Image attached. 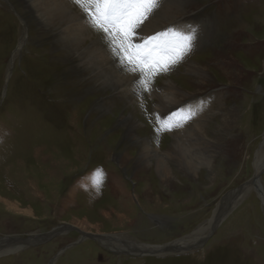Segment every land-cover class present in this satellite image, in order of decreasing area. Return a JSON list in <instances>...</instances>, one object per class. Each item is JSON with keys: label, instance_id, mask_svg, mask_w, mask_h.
<instances>
[{"label": "rangeland", "instance_id": "obj_1", "mask_svg": "<svg viewBox=\"0 0 264 264\" xmlns=\"http://www.w3.org/2000/svg\"><path fill=\"white\" fill-rule=\"evenodd\" d=\"M54 1L57 14L69 16L61 27L75 24L72 10L84 19L70 0ZM178 2L163 0L157 12ZM189 3L174 9L177 18L160 29L190 31L191 25L196 29L192 50L169 71L153 76L145 89L138 71L125 70L114 59L120 70L116 79L115 64L111 71L103 50V59L95 61L98 47L108 51L103 32L75 25L67 42L29 0H0V264H264L259 194L253 190L238 203L234 195L226 198L254 176L256 151L264 155V0ZM24 30L25 43L17 53ZM144 30L143 25L138 29L141 37ZM168 81L175 89L165 86ZM160 90L174 93L177 101L155 107L153 97ZM180 93L191 95L180 99ZM197 103L232 111L231 123L219 133L213 175L199 166L193 176L175 156L164 182L155 166L138 161L140 146L147 141L170 150L167 136L177 132L178 114ZM260 184L264 192V171ZM3 201L16 203L19 212ZM233 204L198 246L215 214ZM121 213L123 220L116 218ZM81 224L85 234H116L131 245L191 239L188 246L199 248L162 256L121 251L114 243L82 241L76 230L64 229ZM56 228L61 233L44 243L6 252L14 247L13 238Z\"/></svg>", "mask_w": 264, "mask_h": 264}, {"label": "bare ground", "instance_id": "obj_2", "mask_svg": "<svg viewBox=\"0 0 264 264\" xmlns=\"http://www.w3.org/2000/svg\"><path fill=\"white\" fill-rule=\"evenodd\" d=\"M29 1L38 7L37 10H38L39 14L46 13V23L49 24L50 27H52L56 30L61 29L59 34H60V37L63 38L65 41L69 42L70 34L76 31L75 25L77 26V28H79L81 30L88 31V27H89L88 24H86L84 22V19H82L73 10H72V15H73V18L75 20V24L66 23L65 26L61 27V24L65 21V18H69V16L67 14H64V13L57 14L58 7H57V3L54 0H52L48 4L43 3V0H29ZM191 1L192 0H179L178 3L170 4L168 6V10L166 12H162V11L157 12L156 11L149 18V20L146 21L145 24L143 25L145 30L141 32L142 37L151 36V35H153V33L157 32V31L161 32V29H160L161 27L170 23L172 20L177 18V16L179 15V12L174 11V9L184 8L185 6L189 5L190 4L189 2H191ZM62 8L65 12L68 10V8L65 7V5ZM164 13H167V14L164 15ZM185 14H186V11H185L184 15ZM177 29H182L184 31V33H186V34L189 33L188 28L177 27ZM25 30H26V27H25ZM25 30L20 37L19 46H18L17 51H16L17 53H20L21 48L23 47V45L25 43V39H26L25 38L26 37ZM209 31H211V30H209ZM210 33H213V32H210ZM212 36H213V34H212ZM62 44L64 45L65 50L68 53V49H67L66 45L64 43H62ZM93 44H96V43H94V41H93ZM97 50H98L97 56H96L97 58H95V61H98V59L102 60L106 54L107 58H108V62L111 63L108 65V67L112 71L113 64H115L116 61L112 58V55L110 54V52L107 51L106 49H104L102 46L98 47ZM100 50H103L105 52V54L103 51H100ZM220 54H223V51H220ZM114 67L116 70L112 71V72H116V74H113V75L116 77V79L120 78V74H119L120 70L117 68L116 64ZM194 69H195L196 73H197V71L200 70L199 68H196V67ZM225 72L228 73L230 76V72H228L227 70ZM198 74H199V76H203L204 73L198 72ZM165 86L175 89L169 81H168V83L165 84ZM111 89H115V86H112ZM112 93H115V92H112ZM159 93H160V96L154 95V97H153V98L158 99V102L155 105V107H157L159 109H163L165 106L173 103L174 101H177V99L175 100V94L174 93L164 92L163 90H160ZM187 94H189V93H187ZM190 95L191 94H189V95L181 94L180 99H182L183 97H186V96H190ZM180 99H178V100H180ZM137 106H138V108L141 109V104H138ZM225 107H226L225 105L224 106L222 105L221 108L214 110V109H208V107H206V106L203 107L199 103L195 104V106H194V104L193 105L192 104L187 105L183 111H181L180 113L178 112L179 113L178 117H177L178 121L176 124L177 132L175 134H168V136H167L170 139V142H169V145H170L169 149L170 150H168L167 152H164L162 150H159V148L157 149V148L149 145L148 142L145 141V146H140V150H142L143 153H140L138 155V161L141 164L145 163L147 165V163H148L149 165L151 164V165L155 166L154 168H155V172L157 174V177L164 182L168 181L167 179L170 176L169 163L173 162L172 160H174L173 158H175V156H178V159L180 158V160L183 161V164L186 166L185 169L187 171H192L191 174L193 176L197 173V170H198L197 167H199V166H205V168H206L205 170L207 171V173L209 175H213V170L215 167L213 165V162H214V159H216L219 155V151H220L219 145L222 143L220 141L221 137H220L219 133L223 128H226L228 123H231V122H229V120H230V116H231L232 111L230 112V110L229 109L227 110ZM98 109H101V111H103V109H106V108H102L100 106V107H98ZM233 110H234V108H233ZM130 122H131V124L133 123L132 121H130ZM144 139L145 138H140V136L138 138L139 141H143ZM261 144H264V133H263L262 138H261ZM197 146H200V149H196ZM206 150H209L210 154H207ZM36 158L37 159L39 158L37 156V154H36ZM253 165H254L253 166L254 167V176L248 182H246L245 184L240 186L238 189H236L235 191H232L226 198H228L230 195H234V196H236L235 203H238L246 195H248L251 191L254 190L257 194H259L261 201L264 203V192L262 191V186L260 184V175L264 171V155H262V153L260 151H258V153L256 151V155L254 158V164ZM41 166H43V165H41ZM49 173H51V172H49ZM145 187H147V186H145ZM3 203L11 210H14V211L19 210L18 208L15 207L16 203L11 204V203H8L5 201H3ZM117 206L122 207V205H117ZM234 206H235V204L224 205V207L220 210V212L215 214V216L212 218V221L210 223L208 230H206L207 233L205 235H202L203 237L201 238V240L202 239L203 240L199 241L200 243H198V246L200 244H202L203 241L205 240V238L212 232L213 227L215 226L214 224L218 223V220L221 218V215H225ZM123 209H127V208L123 207ZM123 209H121V210H123ZM22 211H25V210H22ZM25 213H28V212L25 211ZM121 217H123L122 213L120 216H117L116 218L123 220V218H121ZM126 219H128V218H126ZM84 224H86V223H84ZM84 224H81L79 227L77 226V228L72 227L73 225L72 226L67 225L66 227H64V229L67 230V228L68 229L76 228L79 232L85 233L84 231L80 230L81 228H86ZM197 234H199V233H197ZM115 235L116 234L102 235L101 237L99 235H97V236H99L100 241H102L103 243L106 242L111 246H112V243H114L113 246L116 249L119 248L118 250H121V251L122 250H125V251L132 250V253L140 252V254H142V255L151 253L154 255L162 256V255L169 254V253H186V252H189V250L194 251V250H197L199 248L197 246H188L189 243H187V241H190L191 239L190 240L182 239V240H180V241L178 240L176 242L172 241L173 243H171V244H166V245H162V246H158V247H156V246L155 247H152V246L147 247L146 245L141 247V246L131 245V244H129L130 242L126 241L124 238H116ZM1 239L4 241L11 240V239H6V238H1ZM12 242H15V241H12ZM0 244H1V242H0ZM3 245L4 244H2V246ZM23 247L24 246L22 244H20V243L18 244L17 242H15L14 247L7 248L8 250L6 252L12 253V252H15L19 249H22ZM2 248H4V246ZM200 248H202V247H200ZM113 250H115V249L113 248ZM0 252H2L1 249H0Z\"/></svg>", "mask_w": 264, "mask_h": 264}, {"label": "snow or ice", "instance_id": "obj_3", "mask_svg": "<svg viewBox=\"0 0 264 264\" xmlns=\"http://www.w3.org/2000/svg\"><path fill=\"white\" fill-rule=\"evenodd\" d=\"M84 13V22L103 32L112 58L133 73L143 77L139 84L147 88L148 81L159 72H166L182 60L193 48L196 29L189 25L141 37L138 29L161 7L162 0H70ZM141 39L142 43H134ZM127 62L126 64L124 62ZM171 131V127H167Z\"/></svg>", "mask_w": 264, "mask_h": 264}, {"label": "water", "instance_id": "obj_4", "mask_svg": "<svg viewBox=\"0 0 264 264\" xmlns=\"http://www.w3.org/2000/svg\"><path fill=\"white\" fill-rule=\"evenodd\" d=\"M261 194V193H260ZM264 204V203H263ZM68 229V228H67ZM214 229V227H213ZM69 230V229H68ZM70 230H76L80 236H81V240L83 241V239H93V240H99L100 238L97 235H89V234H85V233H81L79 232L76 228H70ZM59 233H61V228H56L54 230H52L51 232L42 235V236H31V237H27L25 239H12L13 241L17 242L18 244H22L24 247L27 246H34L37 245L38 243H44L48 240H50L52 237L59 235ZM101 237V236H100ZM101 242V241H100ZM102 243V242H101ZM104 245V244H103ZM106 246V245H105ZM23 247V248H24ZM149 255H151V253H148Z\"/></svg>", "mask_w": 264, "mask_h": 264}]
</instances>
